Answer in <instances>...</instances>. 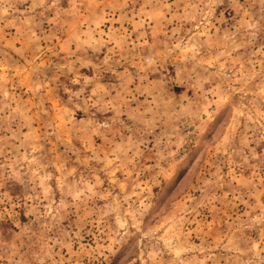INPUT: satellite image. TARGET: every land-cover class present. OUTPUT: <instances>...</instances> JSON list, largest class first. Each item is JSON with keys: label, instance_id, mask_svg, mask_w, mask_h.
<instances>
[{"label": "rangeland", "instance_id": "1", "mask_svg": "<svg viewBox=\"0 0 264 264\" xmlns=\"http://www.w3.org/2000/svg\"><path fill=\"white\" fill-rule=\"evenodd\" d=\"M0 264H264V0H0Z\"/></svg>", "mask_w": 264, "mask_h": 264}]
</instances>
